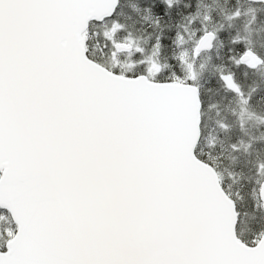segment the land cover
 Instances as JSON below:
<instances>
[{"label": "snow or ice", "instance_id": "1", "mask_svg": "<svg viewBox=\"0 0 264 264\" xmlns=\"http://www.w3.org/2000/svg\"><path fill=\"white\" fill-rule=\"evenodd\" d=\"M0 264H264V0H0Z\"/></svg>", "mask_w": 264, "mask_h": 264}]
</instances>
